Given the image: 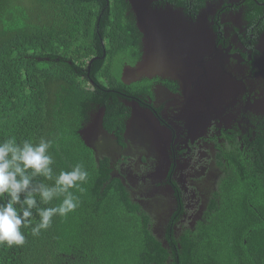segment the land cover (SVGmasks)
Here are the masks:
<instances>
[{
  "label": "trees",
  "instance_id": "16d2710c",
  "mask_svg": "<svg viewBox=\"0 0 264 264\" xmlns=\"http://www.w3.org/2000/svg\"><path fill=\"white\" fill-rule=\"evenodd\" d=\"M114 1L0 0V141L52 139L57 171L83 162L90 173L76 213L39 237L24 230L23 247H0V264H264L263 182L232 157L237 179L226 182L218 213L196 231L177 232L172 222L165 244L113 178L109 159L99 164L80 134L105 108V129L121 140L128 117L121 98L151 96L147 80L121 79L129 51L131 64L141 57L140 38L133 39L130 4Z\"/></svg>",
  "mask_w": 264,
  "mask_h": 264
},
{
  "label": "flooded vegetation",
  "instance_id": "af4514ba",
  "mask_svg": "<svg viewBox=\"0 0 264 264\" xmlns=\"http://www.w3.org/2000/svg\"><path fill=\"white\" fill-rule=\"evenodd\" d=\"M111 1L114 0L109 3ZM125 1L131 8L127 16L133 17L138 29L133 39L137 42L140 38L141 53L140 59L131 64L136 53L129 51L122 63L121 79L129 81L127 70L136 66L143 55V34L131 3ZM150 7L173 8L189 22L201 23L202 28L211 32V46L201 50L203 53L192 60L202 68L198 79L190 82L193 86H218L229 90L217 107L208 105L203 111L201 107L189 106V91L183 87L188 79L178 81L155 76L129 81L133 84L147 80L151 96H141L140 102L133 95L125 94L121 98L122 109L128 115L123 138L120 140L116 131L105 129L103 123L104 128H98L97 132L101 137L98 145L87 134L82 135L83 139L94 150L99 164L109 159L113 178L122 182L132 202L147 213L152 233L165 244L172 222L177 232L196 231L208 217L218 213L213 207H220L226 182L237 179L229 156L242 173L263 182L264 223V0H150ZM101 44L106 49V43L102 41ZM135 101L158 121L159 134L165 136L168 144L164 153L166 160L156 145L140 152L137 171L141 174L132 169L134 176H131L123 169L134 161L131 142H135V135L140 145L145 141L143 125L138 121L129 123L130 104ZM195 109L199 114H206L194 120L192 116L198 115ZM96 112L95 109L91 113L82 131L90 128ZM117 123L114 126L120 131ZM163 166L168 169L159 173ZM139 181L151 182L153 193L148 194L151 200L139 198ZM155 194L162 195L154 198Z\"/></svg>",
  "mask_w": 264,
  "mask_h": 264
},
{
  "label": "clouds",
  "instance_id": "9594fccd",
  "mask_svg": "<svg viewBox=\"0 0 264 264\" xmlns=\"http://www.w3.org/2000/svg\"><path fill=\"white\" fill-rule=\"evenodd\" d=\"M54 147L45 137L0 141V247H23L24 230L39 237L80 208L90 173L83 162L57 171Z\"/></svg>",
  "mask_w": 264,
  "mask_h": 264
},
{
  "label": "water",
  "instance_id": "95a60500",
  "mask_svg": "<svg viewBox=\"0 0 264 264\" xmlns=\"http://www.w3.org/2000/svg\"><path fill=\"white\" fill-rule=\"evenodd\" d=\"M129 2L137 18L139 30L143 34V55L136 66L127 70L126 76L130 77L129 81L137 82L155 76L172 77L178 81L188 79L189 82L183 87L189 91L190 107H201L203 111L208 105L217 107V103L222 101L229 88L193 86L190 82L196 80L202 68V65L192 63V60L203 53L201 50L211 46V32L202 28L201 23L199 26L189 22L173 8L153 9L150 7V0H129ZM181 66H186L187 71L183 70ZM129 81L123 82L130 84ZM130 105L132 109L130 125L136 121L141 123L145 132L143 135L145 140H150L151 144L156 145L159 152L163 154V160H166L164 153L168 141L165 136L159 134L158 121L148 111L143 110L139 102L135 101ZM195 110L198 112L197 109ZM98 112L96 127L104 128L105 108ZM205 114L198 112V115L194 114L192 117L196 120ZM195 122L197 123V121ZM130 125L128 124L127 130ZM145 127H149L152 131H148ZM80 134L83 135V131ZM166 169L168 167H165L162 173Z\"/></svg>",
  "mask_w": 264,
  "mask_h": 264
},
{
  "label": "rangeland",
  "instance_id": "374dc122",
  "mask_svg": "<svg viewBox=\"0 0 264 264\" xmlns=\"http://www.w3.org/2000/svg\"><path fill=\"white\" fill-rule=\"evenodd\" d=\"M34 13L35 12L33 10L31 12H29L30 15H33ZM98 116H99V112L94 113L92 116V122H91L90 128H85L83 130V134H85V135L87 134L88 137H92L91 139L93 140L95 145H98L99 141H101V137L100 136L98 137V135H97L98 128L96 127V119H98ZM145 128L148 131H152V129H150L149 127H145ZM159 132H160V130H159ZM150 145H153L150 143V140L142 141V145H140L138 142V137L135 135V142H131V150H130V153L134 155V157H133L134 161L130 162L129 164H127L123 167V169L125 171H128L131 176H134V171L141 174L139 171H137L138 157L140 155L139 153L144 151V149ZM132 169H134V171ZM163 169H164V166L160 167L159 173H162ZM137 187H139L138 188L139 189V198L141 200H143V201H148V199L151 200V198H149V196H148V194L153 193L151 182L143 183L142 181H139L137 183ZM161 195L162 194H155L153 197L158 198ZM154 198H152V199H154Z\"/></svg>",
  "mask_w": 264,
  "mask_h": 264
}]
</instances>
